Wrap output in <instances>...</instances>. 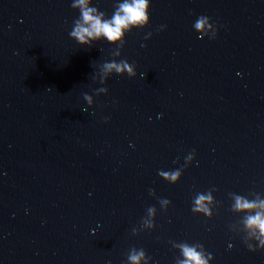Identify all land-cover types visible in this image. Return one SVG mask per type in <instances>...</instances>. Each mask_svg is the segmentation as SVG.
<instances>
[{
	"label": "water",
	"instance_id": "obj_1",
	"mask_svg": "<svg viewBox=\"0 0 264 264\" xmlns=\"http://www.w3.org/2000/svg\"><path fill=\"white\" fill-rule=\"evenodd\" d=\"M72 2L0 0V264H128L132 248L176 264L173 241L203 245L211 264H264L232 231L243 217L229 196L264 197V0H149L120 57L69 36ZM119 2L93 6L111 17ZM201 15L216 39L198 38ZM113 59L136 77L98 83ZM178 168L175 185L158 174ZM212 189L213 218L194 214ZM151 206L155 229L133 235Z\"/></svg>",
	"mask_w": 264,
	"mask_h": 264
},
{
	"label": "clouds",
	"instance_id": "obj_2",
	"mask_svg": "<svg viewBox=\"0 0 264 264\" xmlns=\"http://www.w3.org/2000/svg\"><path fill=\"white\" fill-rule=\"evenodd\" d=\"M94 0H73L72 8L79 11L80 16L72 25L69 36L78 42L81 46L92 47L94 43L99 41H107L111 45L118 46L112 51L113 57H120L121 51L125 43L126 34L131 33L133 29H145L150 24V8L149 0H122L119 2L111 17L93 6ZM193 28L199 34V39L209 38L216 39L218 36L217 27L209 17L201 15L194 21ZM146 39L151 38V33L147 34ZM143 46V45H142ZM124 76L127 74L130 78L137 75L134 66L130 65L126 60L116 59L106 61L100 65L97 74V82L106 85L108 79L113 76ZM143 76V74H141ZM96 96L101 94L107 95L108 88L101 87L95 90ZM87 105L92 107L95 105L93 96L87 93L83 96ZM83 112L87 113L88 109L83 108ZM185 165L187 167L196 162L195 151L185 156ZM165 181L170 184H178L183 176V169L160 170L158 173ZM198 192L193 198L192 212L196 215H203L208 219L214 216L213 209L217 208V202L214 199L213 192ZM150 195L156 197L153 189H149ZM253 199L236 193H229L233 201L231 208L233 213L243 217L238 225L232 226V231L242 234L244 243L249 251L255 253L257 250L264 251V197L255 192L250 194ZM161 208L166 212L171 206V201L166 198H158ZM157 209L151 206L147 209L146 216L142 219L140 229L134 228L133 235H139L141 230L153 231L156 227L155 220ZM255 242V244H253ZM174 248L178 249L182 258L176 259V264H211L215 259L211 253L207 252L201 244H189L187 242H172ZM258 246V247H257ZM128 264H151L150 258L141 248L130 249L127 255Z\"/></svg>",
	"mask_w": 264,
	"mask_h": 264
}]
</instances>
